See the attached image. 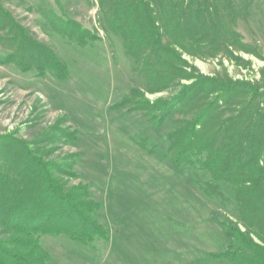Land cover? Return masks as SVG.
Returning <instances> with one entry per match:
<instances>
[{
  "label": "rangeland",
  "instance_id": "rangeland-1",
  "mask_svg": "<svg viewBox=\"0 0 264 264\" xmlns=\"http://www.w3.org/2000/svg\"><path fill=\"white\" fill-rule=\"evenodd\" d=\"M1 1L43 45L44 58L26 69L0 43V140L28 143L48 161L67 164L58 176L66 188L87 186L108 235L84 244L63 232L41 233L49 264H231L218 255L230 244L224 223L240 221L234 192L199 167L171 163L169 133L180 114L159 123L135 102L124 104L134 88L146 90L147 79L134 70L122 38L102 27L98 0ZM47 10L99 39H71L53 27ZM236 28L259 49L235 52L246 62L223 53L185 57L204 75L264 78V0H252ZM53 55L66 64L67 78L52 68ZM178 89L137 97L153 102Z\"/></svg>",
  "mask_w": 264,
  "mask_h": 264
},
{
  "label": "trees",
  "instance_id": "trees-1",
  "mask_svg": "<svg viewBox=\"0 0 264 264\" xmlns=\"http://www.w3.org/2000/svg\"><path fill=\"white\" fill-rule=\"evenodd\" d=\"M102 27L123 40L147 88H134L124 101L160 123L180 114L169 133V158L176 167H199L235 194L240 221L224 223L230 240L218 257L231 264H264V78L240 80L204 75L185 55L258 53L237 30L250 15L252 0H98ZM53 27L80 43L99 39L77 21L44 11ZM16 22L0 0V43L20 64H40L42 44ZM62 79L65 63L52 56ZM246 62V61H245ZM49 63V62H48ZM61 64V68L59 65ZM41 65V64H40ZM183 81H191L185 83ZM178 87L169 98L137 97ZM159 117V118H158ZM67 164L48 161L25 142L0 140V264H49L39 234L63 232L92 244L107 231L93 215L96 203L87 186L66 188L58 173ZM58 219L57 225L54 220Z\"/></svg>",
  "mask_w": 264,
  "mask_h": 264
}]
</instances>
